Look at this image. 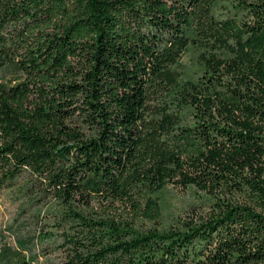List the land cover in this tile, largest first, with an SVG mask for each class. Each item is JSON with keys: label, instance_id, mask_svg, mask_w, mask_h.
<instances>
[{"label": "trees", "instance_id": "trees-1", "mask_svg": "<svg viewBox=\"0 0 264 264\" xmlns=\"http://www.w3.org/2000/svg\"><path fill=\"white\" fill-rule=\"evenodd\" d=\"M2 189L55 264H264V0H0Z\"/></svg>", "mask_w": 264, "mask_h": 264}, {"label": "rangeland", "instance_id": "rangeland-1", "mask_svg": "<svg viewBox=\"0 0 264 264\" xmlns=\"http://www.w3.org/2000/svg\"><path fill=\"white\" fill-rule=\"evenodd\" d=\"M193 60L189 52L182 55L181 66L185 73L193 69ZM158 199L165 221L170 220L169 215L183 218L190 213L192 192L189 190L166 187ZM36 210L35 202L30 204L14 189L0 190V260L3 259L0 264H14L18 255L31 257L32 254H36V259L30 264L56 263L58 254L52 249V243L37 236Z\"/></svg>", "mask_w": 264, "mask_h": 264}]
</instances>
